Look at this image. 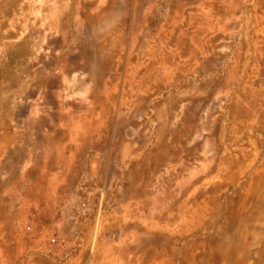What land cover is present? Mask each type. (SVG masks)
Segmentation results:
<instances>
[{"label":"rangeland","instance_id":"obj_1","mask_svg":"<svg viewBox=\"0 0 264 264\" xmlns=\"http://www.w3.org/2000/svg\"><path fill=\"white\" fill-rule=\"evenodd\" d=\"M57 1L0 262L264 264V0Z\"/></svg>","mask_w":264,"mask_h":264},{"label":"crops","instance_id":"obj_2","mask_svg":"<svg viewBox=\"0 0 264 264\" xmlns=\"http://www.w3.org/2000/svg\"><path fill=\"white\" fill-rule=\"evenodd\" d=\"M57 5V0H0V208L8 212L15 206L11 194L19 187L10 181L11 176L26 180L33 169L34 139L27 140L21 128L29 129L38 118L35 82L45 71L43 61L52 56L47 32L55 30ZM21 148L27 155L11 170L9 154ZM9 217L0 216V255L17 248L7 234Z\"/></svg>","mask_w":264,"mask_h":264}]
</instances>
